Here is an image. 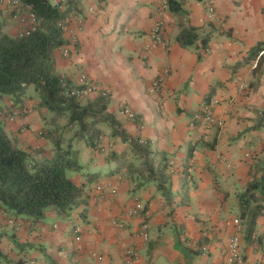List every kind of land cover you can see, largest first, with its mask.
Returning a JSON list of instances; mask_svg holds the SVG:
<instances>
[{
	"label": "crops",
	"instance_id": "0c3cea01",
	"mask_svg": "<svg viewBox=\"0 0 264 264\" xmlns=\"http://www.w3.org/2000/svg\"><path fill=\"white\" fill-rule=\"evenodd\" d=\"M165 1L77 0L73 14L82 22L76 42L71 44L66 32L69 43L56 48L54 58L58 73L70 84L86 75L109 90L108 111L121 129L145 139L150 150L165 153L173 171L171 196L140 170L112 172L118 162L109 160L106 150L126 152L131 143L113 135L109 122L100 123V142H71L82 169H68L69 176L86 184V201L67 217L50 207L40 221L7 212L14 219L9 222L0 207V264H126L130 247L139 251L133 264H222L238 230L236 218L243 264H264V215L249 236L239 200L251 164L264 156V67L255 74L258 56L250 55L264 41V0H180L187 12L183 15L165 8ZM206 3L215 6L218 20H201ZM0 11L10 35L26 26L11 7L0 4ZM156 24L162 26L166 45L151 48ZM182 25L198 29L197 43L184 47L178 42ZM214 99L224 126L207 130L200 121L192 125L194 114ZM1 104L7 113L0 118L21 148H43L53 155V143L41 135V114L48 112H40L30 87L23 106L11 97ZM123 104L135 112L134 120L121 114ZM136 159L142 162V157ZM86 173L95 179L88 182ZM137 202L145 217L129 214ZM144 219L148 240L136 235Z\"/></svg>",
	"mask_w": 264,
	"mask_h": 264
},
{
	"label": "trees",
	"instance_id": "16d2710c",
	"mask_svg": "<svg viewBox=\"0 0 264 264\" xmlns=\"http://www.w3.org/2000/svg\"><path fill=\"white\" fill-rule=\"evenodd\" d=\"M166 1L173 14L187 13L182 1ZM24 2L32 5L37 18L35 31L25 36H12L5 31V21L0 18V112L5 109L1 104L5 97H11L15 103L23 106L29 87L34 85L40 112L45 109L49 114H41L45 120L41 135L53 143L54 153L47 155L43 148H21L0 118V207L34 221L43 219L50 207L63 217L69 216L86 201V184H76L67 174L68 169H82V164L73 154L71 142L85 140L94 145L103 135L99 126L103 122L113 125V135H121L131 143V150L126 152L119 153L111 147L104 149H107L109 160L118 162L112 172H119L123 168L131 173L140 170L157 181L159 190L171 196L173 171L170 170L167 156L163 152L150 150L147 144L140 142L139 137H133L121 129L120 121L108 111L110 92H100L97 97L87 100L65 92L63 82H70L58 73L54 50L69 43L60 22L74 13L77 0H69L65 9L53 5L50 0ZM199 39L196 27L181 26L177 40L182 46L194 45ZM207 39L208 36L202 38L204 45ZM262 51L264 41L252 48L250 53L251 57L258 56L255 74L263 72ZM98 147L102 151L105 146L100 144ZM138 156L142 157L139 164L136 163ZM191 156L192 149L189 153ZM250 167V180L239 195L249 236L255 229L258 217L264 215V156ZM85 175L88 182L95 179L94 174Z\"/></svg>",
	"mask_w": 264,
	"mask_h": 264
},
{
	"label": "built area",
	"instance_id": "2783aa9c",
	"mask_svg": "<svg viewBox=\"0 0 264 264\" xmlns=\"http://www.w3.org/2000/svg\"><path fill=\"white\" fill-rule=\"evenodd\" d=\"M53 5L65 9L67 7V4L69 0H50ZM0 4L6 5L12 8L13 16L20 21L21 23L26 24L25 27H23L20 30V35L25 36L29 35L31 32L36 30L37 27V18L33 12L32 5L25 3L24 0H0ZM168 5L167 1L164 2L163 6L166 8ZM218 12L215 8V6L212 3H206L205 4V15L202 16V21H215L218 20ZM78 22H82L81 18H77L74 14H70L65 20L60 22V26L63 28L64 32L68 33V39L70 40L71 44H75L76 42V31H77V24ZM74 23V25H73ZM152 43L151 48L157 47V46H165L166 45V39L163 35L162 26L160 24H156L150 32ZM69 49H64V54L68 55ZM160 79L156 80L154 82V85L157 87L160 84ZM63 85L65 87V92L68 95L71 96H77L79 98H84L89 94L93 93H100L107 94L110 91L107 89L101 88L98 84L93 82L91 79H89L86 75H82L80 78V83L77 85H71L68 84V82L65 80L63 82ZM218 103L217 99H214L213 101H210L208 103H205L203 107L197 111L193 118H192V125H195L197 122H201L205 125L206 129H210L214 126L222 128L225 124L224 119L217 115L214 110V105ZM121 114L124 116H127L128 118L134 120L135 119V112L128 107L126 104H123V106L120 108ZM5 113H7V110H4L0 112V117H2ZM18 111L13 112V114H17ZM140 142L147 143L145 139H140ZM250 154H247V157H249ZM100 188V187H99ZM144 207L140 202H137V205L135 208H132L129 210V214L139 216V217H145L143 215ZM1 216L8 219L9 222H14L13 218H10L8 216V213L4 210L1 212ZM234 223L236 224L238 230L235 234H233L228 242L226 251H225V259L222 264H243L245 261L244 254L241 250L240 242L241 237L239 234V229L241 227L240 219L236 218L234 220ZM117 226H121V222L115 223ZM136 235L141 238L142 240H148L149 239V224L146 221V219L143 220L141 223L139 230H137ZM138 250L136 247H130L125 252V261L126 264H133V262L138 258Z\"/></svg>",
	"mask_w": 264,
	"mask_h": 264
},
{
	"label": "rangeland",
	"instance_id": "374dc122",
	"mask_svg": "<svg viewBox=\"0 0 264 264\" xmlns=\"http://www.w3.org/2000/svg\"><path fill=\"white\" fill-rule=\"evenodd\" d=\"M7 29V28H6ZM30 92H31V94H33V96H36L37 97V91H36V88H35V86L34 85H31L30 86ZM67 174H68V176L70 175V172L67 170ZM70 177V176H69ZM11 214H14V215H16L15 213H11Z\"/></svg>",
	"mask_w": 264,
	"mask_h": 264
}]
</instances>
